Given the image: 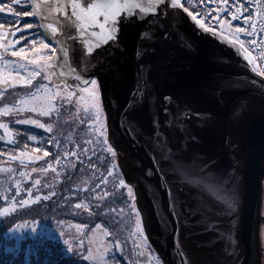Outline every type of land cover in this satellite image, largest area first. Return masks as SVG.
Instances as JSON below:
<instances>
[{
  "label": "water",
  "instance_id": "95a60500",
  "mask_svg": "<svg viewBox=\"0 0 264 264\" xmlns=\"http://www.w3.org/2000/svg\"><path fill=\"white\" fill-rule=\"evenodd\" d=\"M136 2L141 8L122 21L120 46L81 37L70 13L51 15L60 36L50 39L45 33L48 42L69 81L81 85L97 78L109 140L121 155L146 235L163 262L261 264L264 77L227 43L229 36L221 39L219 32L213 36L194 25L188 9L144 12L153 0ZM142 31L153 34L149 46L155 50L138 61ZM139 63L152 65L143 94ZM165 96L179 105H168L169 114L163 111ZM241 101L246 104L234 116ZM185 108L191 109L190 118L180 115ZM137 250L138 260L157 264Z\"/></svg>",
  "mask_w": 264,
  "mask_h": 264
},
{
  "label": "rangeland",
  "instance_id": "374dc122",
  "mask_svg": "<svg viewBox=\"0 0 264 264\" xmlns=\"http://www.w3.org/2000/svg\"><path fill=\"white\" fill-rule=\"evenodd\" d=\"M198 1L204 6L193 5L197 8L195 16L210 30L243 40L258 73L264 72V0H251L254 17L247 0ZM0 2L11 3L21 16L11 23L7 14L0 13V24L3 25L0 32H15L14 37L0 38V78H8L10 63L14 61L17 66L24 62L26 68L19 70L17 67V72L11 74L13 79L17 75L27 77L32 71H40L31 84L14 82L13 87L0 84V125L7 126L0 128V210L10 209L7 215H0V226L6 231H0V264H31L35 253L39 257V252L45 251L42 245L48 250L45 260L52 259L59 264H149L138 260L137 247L142 255L147 253L157 264H165L146 235L137 193L126 180L121 155L109 140L100 87L97 119V109L89 104L88 95L83 91L84 84L68 80L55 58L56 52L52 61L45 59L38 65L31 63L37 58L33 49H40L41 43L51 42L45 32L35 34L34 30L40 24L35 18L23 16L24 12L32 11L28 3L21 8L14 0ZM225 4L231 9L227 15L221 14ZM236 8L241 11L237 13L239 19L233 20L232 11ZM249 16L251 23L244 19ZM217 21L228 23L222 27ZM26 23L33 24V29H24ZM18 28L28 38L27 44L20 39ZM240 28L245 32L237 35ZM253 31L256 32L254 39L249 35ZM31 39L37 43L33 45ZM253 41L256 42L254 45ZM10 43L14 46L10 47ZM21 47L28 52L27 61L12 55ZM40 55L47 58L53 55L52 49H40ZM93 79L97 80L96 77ZM87 88L89 92L94 91L91 84ZM44 111L51 114L45 116ZM33 119L45 128L20 123ZM47 127L52 128L51 133L46 132ZM32 136L36 140H32ZM49 140L54 143H48ZM45 149L48 156L44 155ZM262 184L259 250L260 263L264 264ZM37 196L41 199L36 200ZM23 256V263H19Z\"/></svg>",
  "mask_w": 264,
  "mask_h": 264
},
{
  "label": "snow or ice",
  "instance_id": "6c2138e0",
  "mask_svg": "<svg viewBox=\"0 0 264 264\" xmlns=\"http://www.w3.org/2000/svg\"><path fill=\"white\" fill-rule=\"evenodd\" d=\"M21 0H14V3L16 5H19ZM34 8L32 11H26L23 13V16H30L34 17L37 21L40 22L38 29L34 30L36 35L41 34V32L48 33L52 36H54L59 29L56 27L55 23H43L44 20H46L48 17L45 16V13H49L51 15H59L63 13V16L67 18L69 16V13L71 14L72 18L79 24L80 34L81 37L87 35L88 37H91L92 39L98 40L99 42H102L103 44H109L111 42L110 46L116 47L120 46V34H121V27H122V21L125 18H129V16L132 14L133 9H139L141 8V4L137 3L136 0H91L90 3H82L81 0H57L55 8L49 3V0H33ZM233 7H235L233 5ZM168 9H175V10H183L184 12H187V8H185L184 4L181 3V0H153V6H149L147 8H142V11L144 12H159V13H166ZM231 9L225 4L221 7V14L227 15L228 11ZM241 10L240 8H236L234 11H232V19L238 20L239 17L237 16V13H239ZM0 13L7 14L10 17V22L15 23L17 20L21 18L20 13L16 11V8L12 6L11 3L5 4L3 2H0ZM191 16L192 21L194 22V25H198L199 29H202L205 32H210L211 35L216 36L217 32L214 29H208L203 20H196V16L193 13H189ZM246 22L251 23V17H245L244 18ZM217 23H220L223 27L225 24H227V21H217ZM3 25L0 24V28H2ZM253 28H255V25H252ZM24 29H33V24L26 23L24 24ZM20 31V39L24 40V42L28 43V38L25 37L24 32L22 29H17ZM245 32V29L240 28L237 30V35L242 34ZM221 39H224L223 32L220 34ZM249 35H256V32L253 31ZM5 36L8 37H14L15 32L9 31L8 33L0 32V38H3ZM139 40L141 43L137 46L136 51V58L138 61L141 60V58L146 55L149 51H154L155 49L150 47L149 45L153 42V34H150L148 31H142L139 35ZM147 42V43H145ZM31 43L35 45L37 41L35 39H31ZM76 43H79V41H76ZM227 43L234 44L237 54H242L246 60L251 61L252 56L251 53L247 51L244 47V41L237 39L235 41L228 39ZM256 42L253 41V45ZM9 46H14V43H10ZM99 46V44L97 45ZM251 46V45H250ZM40 49H52L53 55L48 56L45 58L44 56L40 55ZM40 49H33L34 52H36V59L32 60V64H37L40 61H44L47 59V61H52L55 56V47L53 43H41ZM87 52L91 54L93 52V46L91 43H88ZM13 56L15 57H21L24 61L28 60V52L25 50L24 47H21L19 51L13 52ZM57 60L60 59V57H55ZM5 64L8 65L9 62L5 61ZM48 67L51 68L52 64L49 63ZM19 70H24L26 68V64L24 62L18 63ZM152 65L150 63H139L138 64V72L137 77L138 80H143L144 87L140 90L141 94H143V91L147 89L150 86V81L148 79V73L151 71ZM17 71V62H11L10 63V71L8 73V78H0V84H7L9 87L14 86V82H18L22 85L31 84L32 80L40 75L39 70L32 71L27 77L22 76H15V78H12V72ZM260 76H264V72L259 73ZM47 79H50V77H47ZM79 79V78H77ZM84 88L83 91L87 93L88 95V102L93 107L97 109V119H99V84L96 79H86L83 81ZM91 84L93 86L94 91L89 92L87 85ZM39 91V89H38ZM137 93V89H133L132 95L135 97ZM81 99H84L82 96ZM165 106L163 108V111L165 114H169L170 109L168 105L176 104L178 105V101L174 99L172 96H165L164 98ZM155 97L153 96L151 98L150 102H154ZM246 102L241 101L240 106L235 110L234 116H239L242 109L244 108ZM132 102H129V108L132 107ZM35 111V109H33ZM128 108L125 109L127 111ZM45 116H49L51 113L49 111H44L43 113ZM180 115L185 118H190L193 113L191 109H183L180 112ZM195 115L199 118L201 117L200 113H195ZM20 123L30 124L34 126H38L40 128H45V125L41 124L38 120H25L20 121ZM154 125L159 129V119L158 116H154L153 120ZM168 123H171V119L168 121ZM6 125H0V128H6ZM47 133L52 132L51 127H47L46 129ZM103 135V134H101ZM32 140H36L35 136H32ZM48 143H54V141L49 140ZM36 151H40V149H36ZM111 151V149H109ZM26 155V154H22ZM44 155L48 156L49 153L45 149ZM115 155V153H113ZM11 159V157H10ZM36 159H40V157H36ZM48 167H51V165H48ZM33 171H36V169H33ZM37 184L40 183L39 180L36 181ZM41 198L39 196L36 197V200H40ZM25 204L28 202L25 201ZM15 210V208L11 209ZM10 209L4 208L0 210V215H7L9 213ZM19 227V226H18ZM15 231V230H13ZM8 251H12V249H8ZM91 259V255L89 256Z\"/></svg>",
  "mask_w": 264,
  "mask_h": 264
},
{
  "label": "trees",
  "instance_id": "16d2710c",
  "mask_svg": "<svg viewBox=\"0 0 264 264\" xmlns=\"http://www.w3.org/2000/svg\"><path fill=\"white\" fill-rule=\"evenodd\" d=\"M205 2H207V0H204ZM182 2H183V4H184V6L190 11V12H192L193 14L195 13L196 14V9L197 8H194L195 6H193V5H201L200 3H199V1L198 0H182ZM246 2H248L250 5H251V8H252V13H253V17L256 15L255 14V12H254V8H253V5H254V2L253 1H251V0H247ZM201 6H204V5H201ZM232 17V16H231ZM198 19V18H197ZM243 22H245V21H243ZM216 31V30H215ZM216 32H219V33H221L220 31H216ZM231 38V37H230ZM252 38L254 39L255 37H253L252 36ZM232 39V38H231ZM234 40V39H233ZM235 41V40H234ZM252 45H253V43H252ZM258 46V45H257ZM258 48H259V46H258ZM1 59V58H0ZM3 60V59H2ZM2 62V61H1ZM0 62V63H1ZM1 66V65H0ZM18 67V66H17ZM17 71H15V73H16ZM18 74H21V73H19L18 72ZM37 207V206H36ZM36 207L35 208H33V209H30V210H35L36 209ZM20 214V213H19ZM5 218V217H4ZM8 218H10V217H8ZM1 225V224H0ZM0 231L1 232H6L5 230H4V228H3V226H0ZM1 232H0V235H2L1 234ZM8 239V238H7ZM41 247H43L44 248V250L45 251H40L39 252V257H37L36 256V253L33 255L34 257L32 258V262H31V264H59V263H57V262H55V261H53L52 259H47V260H45L46 258H48V253H47V248H45V246H41ZM50 249H51V247H50ZM0 251H1V249H0ZM4 252L5 253H7V250L5 249L4 250ZM1 253H3V250H2V252ZM1 255V254H0ZM47 256V257H46ZM36 258H37V260H36ZM23 259H24V256H23V258L20 260V262L19 263H23Z\"/></svg>",
  "mask_w": 264,
  "mask_h": 264
},
{
  "label": "flooded vegetation",
  "instance_id": "af4514ba",
  "mask_svg": "<svg viewBox=\"0 0 264 264\" xmlns=\"http://www.w3.org/2000/svg\"><path fill=\"white\" fill-rule=\"evenodd\" d=\"M55 1H57V0H49V3L52 5V6H56V4H55ZM62 1V0H61ZM54 2V3H53ZM28 3V5L30 6V8L33 10V8H34V4H33V0H21V2H20V4H19V6L22 8L23 6H25L26 4ZM53 3V4H52ZM23 4V5H22ZM45 16L46 17H48L46 20H44L43 21V23H51V14H49V13H45ZM31 18V17H30ZM34 18V17H33ZM36 20V19H35ZM37 21V20H36ZM38 23H40L39 21H37ZM54 22H56V23H58L59 24V22L58 21H54ZM57 25V24H56ZM60 25V24H59ZM58 34V35H57ZM56 36H60L59 35V33L57 32L56 34H55V36L54 37H56ZM48 37H50V39H51V35L50 34H48Z\"/></svg>",
  "mask_w": 264,
  "mask_h": 264
},
{
  "label": "bare ground",
  "instance_id": "6f19581e",
  "mask_svg": "<svg viewBox=\"0 0 264 264\" xmlns=\"http://www.w3.org/2000/svg\"><path fill=\"white\" fill-rule=\"evenodd\" d=\"M181 3H183L182 0H181ZM190 13H192V12H190ZM196 18H197V17H196ZM197 20H199V19H197ZM253 60H254V59H253V57H252V62H253ZM55 64H56V62H55ZM56 66H57V64H56ZM262 236H263V233H262ZM262 238H263V237H262Z\"/></svg>",
  "mask_w": 264,
  "mask_h": 264
}]
</instances>
